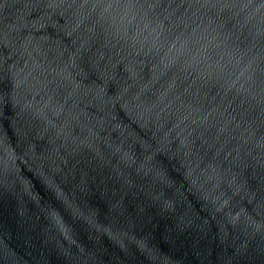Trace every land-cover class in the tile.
Masks as SVG:
<instances>
[{
    "label": "water",
    "instance_id": "obj_1",
    "mask_svg": "<svg viewBox=\"0 0 264 264\" xmlns=\"http://www.w3.org/2000/svg\"><path fill=\"white\" fill-rule=\"evenodd\" d=\"M0 264H264V0H0Z\"/></svg>",
    "mask_w": 264,
    "mask_h": 264
}]
</instances>
